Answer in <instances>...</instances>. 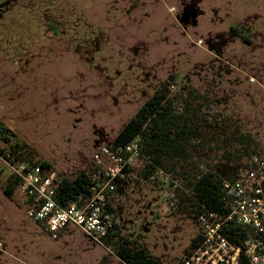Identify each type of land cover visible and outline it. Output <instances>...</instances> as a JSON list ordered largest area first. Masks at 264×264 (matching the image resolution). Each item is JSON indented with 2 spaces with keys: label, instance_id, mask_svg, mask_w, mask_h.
I'll use <instances>...</instances> for the list:
<instances>
[{
  "label": "rangeland",
  "instance_id": "rangeland-1",
  "mask_svg": "<svg viewBox=\"0 0 264 264\" xmlns=\"http://www.w3.org/2000/svg\"><path fill=\"white\" fill-rule=\"evenodd\" d=\"M161 84L177 107L194 97L202 138L184 169L155 181L136 161L112 204L121 235L180 264L202 240L183 173L239 174L248 158L227 153L240 134L264 150V0H0V264H120L75 226L50 236L17 187L7 197L22 161L5 156L25 143V161L45 160L56 177L90 173L94 152Z\"/></svg>",
  "mask_w": 264,
  "mask_h": 264
},
{
  "label": "built area",
  "instance_id": "built-area-1",
  "mask_svg": "<svg viewBox=\"0 0 264 264\" xmlns=\"http://www.w3.org/2000/svg\"><path fill=\"white\" fill-rule=\"evenodd\" d=\"M140 138L125 145L112 142L99 146L93 154L90 194L64 204L57 200L58 177L40 163L22 161L12 167L19 178L18 191L31 216L46 232L56 237L75 226L94 243L112 252L107 239H116L118 227L112 195L118 179H126L124 168L132 170L141 162ZM225 213L206 211L196 218L202 240L182 264H264V150L253 154L244 169L233 178H222ZM232 225L245 232L242 245H235L221 232Z\"/></svg>",
  "mask_w": 264,
  "mask_h": 264
},
{
  "label": "trees",
  "instance_id": "trees-1",
  "mask_svg": "<svg viewBox=\"0 0 264 264\" xmlns=\"http://www.w3.org/2000/svg\"><path fill=\"white\" fill-rule=\"evenodd\" d=\"M189 95V94H188ZM178 97L170 96V87L168 84H161L154 93L138 108L136 113L130 117L115 134L111 142L114 145H125L134 137L140 138L141 144V169L138 176L142 180H154L155 174L173 173L179 168L184 169L183 164H187L192 157V152L196 148L197 140L201 139L203 133L201 126L203 122L202 115H198L192 102L194 97L183 98L180 107L176 106ZM215 117V123L217 122ZM215 132H221L222 124H215ZM7 140L14 133L5 130ZM199 134V135H198ZM241 138V139H240ZM238 139V138H237ZM254 140L247 135H239V145L237 152L231 154L229 151L227 157L232 155L235 159L247 157L248 159L262 149L254 150ZM28 145L25 143L15 144L9 149L5 158L6 161L15 162L25 161L27 159ZM25 151L26 154L23 152ZM0 153H2L0 151ZM226 158V156L224 155ZM31 160V159H29ZM32 161V160H31ZM40 163L42 167L52 169L51 165L45 160L33 161ZM92 169L89 170L91 173ZM126 179H118V184L125 185L130 179V168L123 170ZM88 172L81 171L74 179L58 176L57 200L60 204H64L69 200H73L79 195L85 196L90 194L91 180ZM183 183L189 190L188 207L190 216L195 221L199 214L206 211H215L217 213H225L223 208V191L221 180L223 177L233 178L232 173L227 170L217 171L213 168L204 166H196L190 173H183ZM19 178L12 174L7 180V184L3 189L4 194L10 197L14 188L18 186ZM118 227L116 239H107L106 244L110 245L113 255L118 259L120 264H163L158 258L151 255L140 242L130 240L126 236L121 235ZM237 227L228 225L221 230L222 234L233 244L242 245L245 239V232L242 230L237 232ZM48 233V232H47ZM50 235V233H48ZM51 236V235H50ZM201 236H194L189 244V249L197 247ZM184 259L181 261L180 264ZM223 264V263H219ZM238 264H247L245 258L240 256Z\"/></svg>",
  "mask_w": 264,
  "mask_h": 264
}]
</instances>
